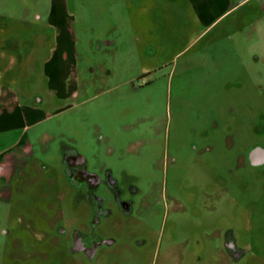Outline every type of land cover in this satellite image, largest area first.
<instances>
[{"label": "rangeland", "instance_id": "obj_1", "mask_svg": "<svg viewBox=\"0 0 264 264\" xmlns=\"http://www.w3.org/2000/svg\"><path fill=\"white\" fill-rule=\"evenodd\" d=\"M0 112V154L27 164L0 181V264L51 240L64 264H264V0H0ZM72 151L113 172L105 202L48 179Z\"/></svg>", "mask_w": 264, "mask_h": 264}, {"label": "flooded vegetation", "instance_id": "obj_2", "mask_svg": "<svg viewBox=\"0 0 264 264\" xmlns=\"http://www.w3.org/2000/svg\"><path fill=\"white\" fill-rule=\"evenodd\" d=\"M52 12H53V9L50 12L49 22H56L58 24L63 23V20L62 19H56L54 13H52ZM56 35H57L56 38H60V39H64L66 36L70 37L69 31L67 29L65 30L64 28H61L60 32L56 33ZM61 42H62V40H61ZM104 44L107 46L111 45V43L107 42V41L104 42ZM60 52H61V54L59 55L60 59H59L58 65L57 66L54 65V66H52V68H54V70H57V68H59L60 72H61L62 67H63L61 65V62H63L64 54L67 53V51L64 50V48L62 47ZM66 55H68V54H66ZM68 57H69V55H68ZM67 62H68V60H67ZM45 68H49V67L45 66L43 68V71H44L43 72L44 73L43 78L46 81L45 85L48 86V84L51 82V80H50L49 74H46ZM71 69H72L71 72H75V57H74V60L72 62ZM73 81H74V85H75V74L73 76ZM41 86L44 87L43 84H41ZM72 89H73V91H71L72 92L71 95H73L75 97V87H73ZM28 93H29V90H27V91L24 90V91L20 92V96L21 97L23 96L25 99ZM55 96L60 97L56 93H55ZM40 102L41 101H39L38 103H40ZM13 103L14 104H13L12 108H14L16 106V103L15 102H13ZM16 109H17V106H16ZM24 109L25 110L26 109L37 110V108L22 107L23 112H24ZM259 133H261V132L259 131ZM30 150H31V147L29 146L28 152H30ZM251 152H252L251 163L255 164L257 162H264V151L263 150L258 149V148H253V150ZM5 157L9 158L10 160L6 163L7 165L4 164L3 162H0V172L7 169V170H9L8 171L9 176L8 177L0 176V181L5 180L10 185L14 182L15 179H17V177L22 178L23 176H25L24 175L25 174L24 168L27 167V164L25 162H18L19 159L21 158V156L18 158L16 156H14V154H7ZM2 158H4V155L2 156ZM61 158H62V164L53 165V167L48 172V174L50 176V177H48V179H50L52 181H58V180L66 181L69 184H71L72 186H74L75 189L84 185L85 191H86L85 196L82 199H80L79 196L75 195V193H74L72 195V198L74 201L79 202L81 200L84 202L87 201V203H89L91 200H94V201H98V202L103 203L106 201V198L104 197V195H102V196L100 195L101 190L107 189V190L111 191L113 188H115L118 185V180L116 178H114L113 172L111 171L110 168H108L106 166H101V167H95V170L88 169L86 166L87 165L86 159L81 155H75V151L66 152L64 155L61 156ZM21 167L22 168L24 167V168L22 169ZM34 167H36V166H34ZM36 168H38V167H36ZM40 169L38 170V172L41 174V171H42V169H45V166H41ZM113 190H115V189H113ZM132 190H134V189H132ZM114 193H115V191H114ZM120 193L121 192L119 191V192L115 193L114 196L112 195L113 198L119 197V196H117V194H120ZM7 195L10 197L11 193H7ZM58 198L59 199L63 198V192L58 193ZM118 202H119V207L122 211L128 212L131 210L132 205L130 202L121 201L119 199H118ZM57 212H58V215H62V212L60 210H58ZM58 233L60 235H65L66 230H64L62 228H58ZM1 234L6 237L7 235H9V231L4 228L1 230ZM41 239H45V238L42 236ZM46 241H48V240L46 239ZM73 241H74L76 249L88 248V250L90 252H94V251L98 250V248H100L103 244L108 242L107 240L101 238L99 235H96L93 230H91V231H88V230H84V231L77 230V231H75L74 236H73ZM48 242L50 243V245H49L50 247L47 249L45 245L42 246V248L40 246L39 250H38L40 256H35V257H37V259L40 260L41 264H64L63 262L60 261V258L57 255L51 254V253L55 252L54 247H55V244L57 242L55 240H51ZM33 248H35L34 245H32V247L30 249H33ZM25 252L31 253L32 250H30V251L25 250L24 253ZM41 255H42V257H41ZM43 255H44V257H43ZM27 260L29 261L30 257H27ZM73 264H79V263L77 262V260H75V262H73Z\"/></svg>", "mask_w": 264, "mask_h": 264}, {"label": "crops", "instance_id": "obj_3", "mask_svg": "<svg viewBox=\"0 0 264 264\" xmlns=\"http://www.w3.org/2000/svg\"><path fill=\"white\" fill-rule=\"evenodd\" d=\"M59 57H60V56H58L57 60L55 61V63H56L55 65H56V66L58 65V62H59V59H60ZM9 101H10V95H8V97H7V102H9ZM13 102H14V99H13ZM13 102L11 103L12 106H13V104H14ZM4 104H6L5 101H4ZM6 105H8V104H6ZM12 106L9 107V108H8V106H7V109H5V110H8V111L11 110V112H14V109H16V106H15L14 108H12ZM36 111H37V110H35V109L33 110V109H32L30 113L33 115L34 113H36ZM0 113H1V112H0ZM25 114H26V113H25V109H24L23 115H25ZM11 115H12V114H11ZM14 118H15V117L10 116V114H9V117H8V116L6 117L7 121H13ZM31 118H32V119H29V120H28V122L31 123V124H35V123L39 122V120L41 119V117H38L37 114H36V116H33V117L31 116ZM12 128H13V126H12ZM7 129H10V128H7ZM2 154H3V153H1L0 155H2ZM2 156H3V155H2ZM2 156H0V158H1V159H0V162H3L4 164H6L10 159L7 158V157H5V155H4V158H2ZM6 165H7V164H6ZM8 171H9V170H7V169L1 171V172H0V176L8 177V176H9V172H8Z\"/></svg>", "mask_w": 264, "mask_h": 264}]
</instances>
